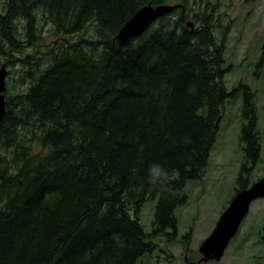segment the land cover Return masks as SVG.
Returning a JSON list of instances; mask_svg holds the SVG:
<instances>
[{
  "label": "trees",
  "instance_id": "1",
  "mask_svg": "<svg viewBox=\"0 0 264 264\" xmlns=\"http://www.w3.org/2000/svg\"><path fill=\"white\" fill-rule=\"evenodd\" d=\"M6 1L0 44L9 52L41 48L36 13L56 43L22 64L16 80L29 85L5 101L0 147L19 146L18 132L30 140L0 158V264H137L155 251L153 239L173 241L186 186L204 176L224 104L239 94L247 123L235 194L250 186L261 151L254 93L226 89L227 33L218 35L206 4L120 43L139 9L166 0ZM152 162L168 170L171 192L148 183ZM147 201L149 233L140 220Z\"/></svg>",
  "mask_w": 264,
  "mask_h": 264
},
{
  "label": "rangeland",
  "instance_id": "2",
  "mask_svg": "<svg viewBox=\"0 0 264 264\" xmlns=\"http://www.w3.org/2000/svg\"><path fill=\"white\" fill-rule=\"evenodd\" d=\"M6 4V0H0V13L4 12ZM164 4L183 7L169 13L174 18L179 16V13L195 16L206 4L217 19L215 28L218 35L219 31L227 33L223 58L225 67H230V71L224 78L225 87L230 91L240 83L246 85L254 93L257 108L256 128L260 136L261 151L260 161L251 173V186L264 176V0H166ZM35 15L42 37L41 48L36 49L33 46L29 50V45H23L20 51L11 53L7 45L0 44V67H6L7 72L4 86L5 101L16 94L24 95L29 85L28 80L21 81L22 85L16 80H21L17 77L18 71L26 69L22 64L27 60L37 62L39 51L48 54L55 41L51 26L40 20L39 13ZM15 26L20 30L24 24L15 23ZM62 42L66 43L67 40ZM14 59H19L20 63L15 65ZM20 105L23 106V101L19 102V107ZM241 106L240 94L227 99L224 104L206 172L200 181L186 186L187 202L175 211L176 237L173 241L165 237L153 239L155 251L143 257L137 264H189L202 259L198 252L199 246L211 234L235 195V178L243 153L239 138L242 125L247 123L241 117ZM30 133L31 130L27 135ZM23 137L25 136L18 132L16 140L19 146H13L8 152L4 149L10 145H5L3 140L0 158L9 156V152L14 150L18 153L21 143L30 140V137H26L25 140ZM39 149L40 145L37 144L35 151ZM9 170L16 171L12 168ZM153 209L154 202L147 201L140 211V220L146 233L151 231ZM184 237L187 239L183 240ZM201 264H264V199L251 203L248 215L243 218L220 261L209 260Z\"/></svg>",
  "mask_w": 264,
  "mask_h": 264
},
{
  "label": "water",
  "instance_id": "3",
  "mask_svg": "<svg viewBox=\"0 0 264 264\" xmlns=\"http://www.w3.org/2000/svg\"><path fill=\"white\" fill-rule=\"evenodd\" d=\"M182 6H159L151 7L147 6L137 11L131 19H129L119 30L116 39L120 43H126L132 39L137 38L143 34L158 18L169 14L175 9L181 8ZM149 10L150 12L145 15L144 11ZM143 13L146 20L144 22L137 23L136 20L139 15ZM145 15V16H144ZM136 23V25H134ZM187 27L192 28L193 23H186ZM6 70L2 66L0 69V123L5 117V106L4 96L2 92L5 86ZM264 198V177L252 184L249 188L241 190L231 200L228 208L223 212L215 228L211 234L202 242L199 247V253L203 254L201 261L214 260L218 262L229 243V241L235 236L242 222L243 218L248 214L250 205L257 199ZM211 243H215L216 251L211 255L208 251Z\"/></svg>",
  "mask_w": 264,
  "mask_h": 264
},
{
  "label": "clouds",
  "instance_id": "4",
  "mask_svg": "<svg viewBox=\"0 0 264 264\" xmlns=\"http://www.w3.org/2000/svg\"><path fill=\"white\" fill-rule=\"evenodd\" d=\"M185 142H188L187 140ZM169 172L168 170L160 163L152 162L148 165L147 168V177L148 183L154 188L159 187L165 189L169 192L172 191L169 185Z\"/></svg>",
  "mask_w": 264,
  "mask_h": 264
},
{
  "label": "bare ground",
  "instance_id": "5",
  "mask_svg": "<svg viewBox=\"0 0 264 264\" xmlns=\"http://www.w3.org/2000/svg\"><path fill=\"white\" fill-rule=\"evenodd\" d=\"M147 6H151V5H147ZM147 6H144V7H147ZM159 6H166V5H159ZM159 6H156V7H159ZM169 6V5H168ZM170 6H175V5H170ZM144 7H142V8H144ZM151 7H153V6H151ZM141 8V9H142ZM155 8V7H154ZM182 8V7H181ZM141 9H139V10H141ZM138 10V11H139ZM150 11L149 10H146V11H144L143 13H145V15H147L148 13H149ZM143 13H141L140 15H139V17L137 18V20H136V22L137 23H139L140 21L141 22H144L145 20H146V17L144 18L143 16H141V15H143ZM135 15V14H134ZM144 15V16H145ZM166 15H168V14H166ZM133 17V16H132ZM131 17V18H132ZM163 17V16H162ZM130 18V19H131ZM159 19V18H158ZM134 25H136V23L134 24ZM0 69H1V67H0ZM5 70H6V67H5ZM7 73V72H6ZM3 96H4V94H3ZM215 243H211V245H210V248H208V251H209V253L211 254V255H213V253L216 251V248H215ZM202 256H203V254H201Z\"/></svg>",
  "mask_w": 264,
  "mask_h": 264
},
{
  "label": "flooded vegetation",
  "instance_id": "6",
  "mask_svg": "<svg viewBox=\"0 0 264 264\" xmlns=\"http://www.w3.org/2000/svg\"><path fill=\"white\" fill-rule=\"evenodd\" d=\"M199 260H200V259H199ZM199 260H198V261H199ZM190 263H192V262H189V264H190Z\"/></svg>",
  "mask_w": 264,
  "mask_h": 264
}]
</instances>
